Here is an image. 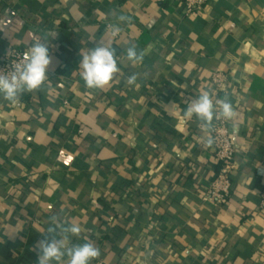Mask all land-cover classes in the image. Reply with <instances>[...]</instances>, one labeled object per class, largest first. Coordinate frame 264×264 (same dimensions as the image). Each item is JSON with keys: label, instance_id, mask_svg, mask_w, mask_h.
Instances as JSON below:
<instances>
[{"label": "crops", "instance_id": "0c3cea01", "mask_svg": "<svg viewBox=\"0 0 264 264\" xmlns=\"http://www.w3.org/2000/svg\"><path fill=\"white\" fill-rule=\"evenodd\" d=\"M52 31L45 84L0 99V264H37L52 216L79 223L71 243L108 264H264V0H210L191 17L179 0H0V58ZM98 44L120 71L88 89L79 63ZM133 44L142 64L126 59ZM205 90L237 113L225 204L203 200L218 162L185 111Z\"/></svg>", "mask_w": 264, "mask_h": 264}, {"label": "clouds", "instance_id": "9594fccd", "mask_svg": "<svg viewBox=\"0 0 264 264\" xmlns=\"http://www.w3.org/2000/svg\"><path fill=\"white\" fill-rule=\"evenodd\" d=\"M120 22H126L123 15ZM120 31L119 25L113 27V37ZM57 32H48L44 36H33V43L13 70L5 73L0 70V99L11 104H17L25 92L40 89L48 79L52 57L49 52L50 41L55 39ZM81 54V53H80ZM127 61L132 64H142L144 52L138 51L136 45H130L125 50ZM79 63L80 75L88 89H103L120 71L117 66L115 50L104 44L92 47L87 53L81 54ZM138 73H132L126 78L128 85H135ZM186 113L194 116L207 133L214 131V119L232 120L237 116L232 103L227 97L214 101L210 90L201 92L195 98L186 101ZM215 138L207 135L204 146L211 147ZM81 225L77 222H62L58 217L50 218L49 227L42 233L43 238L35 245L37 264H91L100 256V249L92 242L71 243V237H79Z\"/></svg>", "mask_w": 264, "mask_h": 264}, {"label": "built area", "instance_id": "2783aa9c", "mask_svg": "<svg viewBox=\"0 0 264 264\" xmlns=\"http://www.w3.org/2000/svg\"><path fill=\"white\" fill-rule=\"evenodd\" d=\"M184 16L191 17L202 14L210 0H179ZM120 31L115 37L119 36ZM113 35V34H112ZM25 56V52L18 48H10L4 58H0V70L5 73L13 70L14 66ZM215 92L228 91L225 86L226 78L223 73L216 72L212 76ZM217 99V98H216ZM219 99V98H218ZM214 131L209 133L215 138L213 150L219 164V171L215 178L204 188L203 200L216 204H225L232 189V174L238 168L236 161L237 149L235 144V130L232 120L214 119ZM260 210H264V187L260 195ZM91 264H108L103 260H93Z\"/></svg>", "mask_w": 264, "mask_h": 264}, {"label": "trees", "instance_id": "16d2710c", "mask_svg": "<svg viewBox=\"0 0 264 264\" xmlns=\"http://www.w3.org/2000/svg\"><path fill=\"white\" fill-rule=\"evenodd\" d=\"M218 171H219V164H218V167H217V170H216V174L218 173Z\"/></svg>", "mask_w": 264, "mask_h": 264}]
</instances>
